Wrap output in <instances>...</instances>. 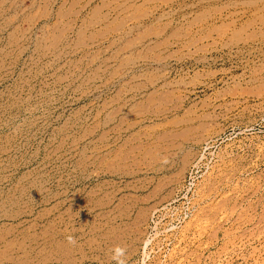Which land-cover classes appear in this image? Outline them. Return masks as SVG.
Listing matches in <instances>:
<instances>
[{
  "label": "rangeland",
  "instance_id": "1",
  "mask_svg": "<svg viewBox=\"0 0 264 264\" xmlns=\"http://www.w3.org/2000/svg\"><path fill=\"white\" fill-rule=\"evenodd\" d=\"M121 261L264 264V0H0V264Z\"/></svg>",
  "mask_w": 264,
  "mask_h": 264
},
{
  "label": "bare ground",
  "instance_id": "2",
  "mask_svg": "<svg viewBox=\"0 0 264 264\" xmlns=\"http://www.w3.org/2000/svg\"><path fill=\"white\" fill-rule=\"evenodd\" d=\"M262 9V8H261ZM132 42V41H131ZM195 43V42H194ZM138 85V84H137ZM162 93V92H161ZM150 104V103H149ZM119 106V105H118ZM145 107V106H144ZM100 115V114H99ZM124 117V116H123ZM178 119V118H177ZM172 122V121H171ZM98 124V123H97ZM133 126V125H132ZM124 130V129H123ZM189 130V129H188ZM107 134V133H106ZM179 134V133H178ZM129 135V134H128ZM105 137V136H104ZM102 138H103V136H102ZM129 138V137H128ZM157 138H158V136H157ZM170 138V137H169ZM158 139H160V137L158 138ZM156 139H154L153 141H155ZM172 141V140H171ZM201 142V141H200ZM151 143V142H150ZM167 143H169V142H167ZM149 144V143H148ZM158 144H160V143H158ZM156 145H157V143H156ZM101 146V145H100ZM171 146V145H170ZM177 146V145H176ZM121 147V146H120ZM146 147V146H145ZM162 147V146H161ZM163 147H165V146H163ZM162 147V148H163ZM167 147V146H166ZM166 147H165V149H166ZM102 148H104V147H102ZM162 148H159L160 149V151H161V149ZM99 149V148H98ZM159 149H158V151H159ZM93 150V149H92ZM116 150V149H115ZM148 150H150L151 151V149L149 148V149H147V151ZM150 151H148V154L150 153ZM155 151V150H154ZM133 152V151H132ZM115 153V152H114ZM119 153V152H118ZM155 153V152H154ZM90 154H92V153H90ZM128 154V153H127ZM135 154V153H134ZM134 154H133V156H134ZM146 154V153H145ZM165 154V153H164ZM168 154V153H167ZM115 155V154H114ZM121 155V154H120ZM137 155V154H136ZM147 155V154H146ZM163 155V154H162ZM185 155V154H184ZM89 156H91V155H89ZM118 156V155H117ZM155 156V155H154ZM159 156H161V155H159ZM159 156H158V159H159ZM164 156V155H163ZM162 156V157H163ZM186 156V155H185ZM113 157V156H112ZM115 157H116V155H115ZM119 157V156H118ZM123 157H125V156H123ZM187 157V156H186ZM79 158V157H78ZM106 158V157H105ZM129 158V157H128ZM143 158H145V157H143ZM150 158H152L153 159V156L151 157V155H150ZM104 160V159H103ZM160 160V159H159ZM101 161V160H100ZM144 161V160H143ZM149 161V160H148ZM156 160H154V162H155ZM118 162V161H117ZM105 163V162H104ZM115 164H116V162H114ZM113 163V164H114ZM140 163V162H139ZM146 163V162H145ZM111 165V164H110ZM118 165V164H117ZM120 165H122V164H120ZM149 165V164H148ZM152 165V164H151ZM81 166V165H80ZM150 166V165H149ZM118 167V166H117ZM80 168V167H79ZM85 168H87V167H85ZM114 169V168H113ZM108 171V170H107ZM99 172V171H98ZM84 173V172H83ZM180 174V173H179ZM160 180V179H159ZM67 181V180H66ZM164 181V180H163ZM73 185V184H72ZM156 186V185H155ZM156 188V187H155ZM93 192V191H92ZM99 192V191H98ZM157 192V191H156ZM128 199V198H127ZM137 200H138V198H137ZM70 206V205H69ZM120 206H121V204H120ZM111 210H112V208H111ZM148 212V211H147ZM61 215V214H60ZM37 238V237H36ZM18 244V243H17ZM119 247V246H118ZM146 254V253H145ZM98 259V258H97ZM144 261V260H143ZM143 264V263H142Z\"/></svg>",
  "mask_w": 264,
  "mask_h": 264
},
{
  "label": "clouds",
  "instance_id": "3",
  "mask_svg": "<svg viewBox=\"0 0 264 264\" xmlns=\"http://www.w3.org/2000/svg\"><path fill=\"white\" fill-rule=\"evenodd\" d=\"M69 242H73L71 237H69ZM122 251H123L122 249L117 248L116 249V257H114V258H117L119 255H121ZM120 264H123V262L121 261Z\"/></svg>",
  "mask_w": 264,
  "mask_h": 264
}]
</instances>
